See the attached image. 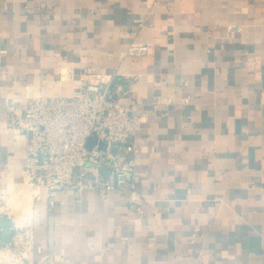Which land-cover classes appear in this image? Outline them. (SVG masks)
I'll return each mask as SVG.
<instances>
[{
    "label": "crops",
    "instance_id": "obj_1",
    "mask_svg": "<svg viewBox=\"0 0 264 264\" xmlns=\"http://www.w3.org/2000/svg\"><path fill=\"white\" fill-rule=\"evenodd\" d=\"M97 73L142 117L135 188L32 189L9 106ZM21 194L19 264H264V0H0L1 216Z\"/></svg>",
    "mask_w": 264,
    "mask_h": 264
},
{
    "label": "built area",
    "instance_id": "obj_2",
    "mask_svg": "<svg viewBox=\"0 0 264 264\" xmlns=\"http://www.w3.org/2000/svg\"><path fill=\"white\" fill-rule=\"evenodd\" d=\"M147 50V44H139L126 53L139 56ZM137 109V103L127 101L104 73L83 81L69 95L35 96L23 108L10 105L9 125L27 136L24 170L28 182L49 194L58 189L77 194L87 189L105 191L120 184L134 189L140 162L136 133L142 121ZM92 135L97 142L89 147ZM99 141L107 147L100 148ZM31 238L30 229L20 227L6 243L14 246L9 248L12 264L28 257Z\"/></svg>",
    "mask_w": 264,
    "mask_h": 264
},
{
    "label": "water",
    "instance_id": "obj_3",
    "mask_svg": "<svg viewBox=\"0 0 264 264\" xmlns=\"http://www.w3.org/2000/svg\"><path fill=\"white\" fill-rule=\"evenodd\" d=\"M97 142V136L92 135L88 138L87 145L92 147ZM99 147L105 149L107 143L104 141H99ZM112 150L115 152L117 150L116 146L112 147ZM104 173H107L108 169L106 167L102 168ZM15 221L9 214H3L0 218V227L3 228V231L0 233V237L3 241L9 242L11 240L12 229L15 228Z\"/></svg>",
    "mask_w": 264,
    "mask_h": 264
},
{
    "label": "rangeland",
    "instance_id": "obj_4",
    "mask_svg": "<svg viewBox=\"0 0 264 264\" xmlns=\"http://www.w3.org/2000/svg\"><path fill=\"white\" fill-rule=\"evenodd\" d=\"M32 186V189L34 188V187H36V186H34V185H31ZM22 196H23V194H21V195H19L18 197H17V199L16 200H20L21 198H22ZM31 196V195H30ZM29 197V196H28ZM27 198V197H26ZM25 198V199H26ZM25 199H22V200H20V201H18V202H11V203H9V204H6V198H3V214H5V213H7V211H11V212H16V214H18V212H20L21 210L20 209H16V210H13V207L14 206H16V205H18V204H21ZM8 200V199H7ZM0 205H1V203H0ZM6 205L8 206V208H6ZM14 212V213H15ZM12 214V213H11ZM23 219V216H21V218H19V222L20 221H23L22 220ZM20 227L22 226H24V228H25V225L23 224V222H20ZM24 241V240H23ZM20 246H22V244H19ZM13 245L12 244H2V245H0V258L1 259H4V260H6V259H8V260H11V258L13 257V254H12V252H11V249H9V248H12L13 249Z\"/></svg>",
    "mask_w": 264,
    "mask_h": 264
},
{
    "label": "bare ground",
    "instance_id": "obj_5",
    "mask_svg": "<svg viewBox=\"0 0 264 264\" xmlns=\"http://www.w3.org/2000/svg\"><path fill=\"white\" fill-rule=\"evenodd\" d=\"M31 197L32 196L27 197L21 204H18V205L13 207V210H16V209H20L21 210L19 215L18 214L14 215L15 211L14 212L10 211V213H12L11 215L14 217L15 221H18V219L21 217V215H24L27 212L28 207H29V205L31 203Z\"/></svg>",
    "mask_w": 264,
    "mask_h": 264
}]
</instances>
